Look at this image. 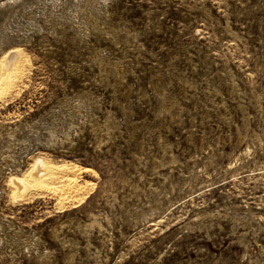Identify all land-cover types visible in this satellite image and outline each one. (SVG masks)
Segmentation results:
<instances>
[{
	"label": "rangeland",
	"instance_id": "1",
	"mask_svg": "<svg viewBox=\"0 0 264 264\" xmlns=\"http://www.w3.org/2000/svg\"><path fill=\"white\" fill-rule=\"evenodd\" d=\"M10 58L0 264H264V0H0Z\"/></svg>",
	"mask_w": 264,
	"mask_h": 264
},
{
	"label": "bare ground",
	"instance_id": "2",
	"mask_svg": "<svg viewBox=\"0 0 264 264\" xmlns=\"http://www.w3.org/2000/svg\"><path fill=\"white\" fill-rule=\"evenodd\" d=\"M16 53V52H15ZM9 59V58H8ZM10 59H12V58H10ZM15 62V63H14ZM13 62V59H12V61L10 60H8V67H6V65H5V67L1 70V72H0V90H2V88L3 87H5V85H6V87H7V84H9V83H13L12 82V79L14 80V78H11V74H12V72L14 71V66H16V61H14ZM13 63H14V65H13ZM15 68H17V67H15ZM10 70H12V71H10ZM16 72V71H15ZM14 72V73H15ZM14 75H17V74H14ZM16 79V78H15ZM40 163V162H39ZM43 164V163H42ZM51 168V167H50ZM56 170V169H55ZM58 173V172H57ZM60 173V172H59ZM64 173V172H63ZM44 174V173H43ZM54 174H56V173H54ZM45 175H47L46 173H45ZM49 175V174H48ZM45 177V176H44ZM58 177V176H57ZM53 178V177H52ZM55 178V177H54ZM60 178V177H59ZM67 179V178H66ZM69 180V179H68ZM67 180V181H68ZM61 181V180H60ZM66 181V180H65ZM75 182V181H74ZM32 183V182H31ZM69 185H68V188H67V190L68 191H66V193H67V195L65 196V198H69V197H71V196H73L74 194H75V190H72L73 189V187L72 186H74V184H73V181L72 180H69ZM34 187V186H33ZM72 188V189H71ZM57 189V188H56Z\"/></svg>",
	"mask_w": 264,
	"mask_h": 264
}]
</instances>
